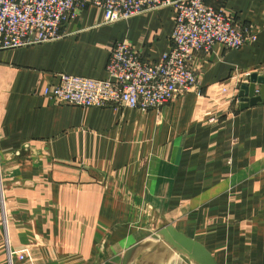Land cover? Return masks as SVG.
I'll list each match as a JSON object with an SVG mask.
<instances>
[{"label":"crops","instance_id":"obj_1","mask_svg":"<svg viewBox=\"0 0 264 264\" xmlns=\"http://www.w3.org/2000/svg\"><path fill=\"white\" fill-rule=\"evenodd\" d=\"M207 3L257 42L197 55L202 95L156 111L44 91L60 74L105 80L120 40L159 62L172 7L106 25L88 6L60 39L0 51V264H264V0ZM247 71L262 100L236 108L221 86Z\"/></svg>","mask_w":264,"mask_h":264},{"label":"built area","instance_id":"obj_2","mask_svg":"<svg viewBox=\"0 0 264 264\" xmlns=\"http://www.w3.org/2000/svg\"><path fill=\"white\" fill-rule=\"evenodd\" d=\"M88 6L104 10L106 25L174 8L177 18L171 48L151 65L130 42L120 40L110 54L105 80L60 74L58 83L45 89L44 97L60 105L156 111L190 92L202 95L201 76L194 66L197 55L208 54L220 44L227 50L241 49L258 39L254 25L214 9L207 0H0V51L60 39L61 28ZM253 77L247 71L233 79L232 88L221 86V92L232 89L230 101L236 108L244 101L240 97L242 86H253L254 95L261 94ZM209 121L218 124L220 119L212 117ZM3 213L6 223L5 208Z\"/></svg>","mask_w":264,"mask_h":264},{"label":"water","instance_id":"obj_3","mask_svg":"<svg viewBox=\"0 0 264 264\" xmlns=\"http://www.w3.org/2000/svg\"><path fill=\"white\" fill-rule=\"evenodd\" d=\"M252 82L254 83V80H252ZM240 92H241L240 93L241 97L244 98L243 104L241 106L242 108H246L249 105H255V103L260 102L262 100L261 97L259 96L257 97L254 95L253 86L252 87L242 86Z\"/></svg>","mask_w":264,"mask_h":264}]
</instances>
